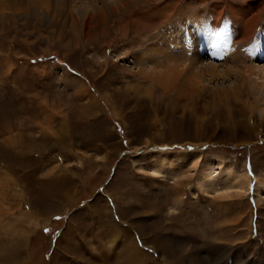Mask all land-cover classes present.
I'll use <instances>...</instances> for the list:
<instances>
[{
    "label": "rangeland",
    "instance_id": "rangeland-1",
    "mask_svg": "<svg viewBox=\"0 0 264 264\" xmlns=\"http://www.w3.org/2000/svg\"><path fill=\"white\" fill-rule=\"evenodd\" d=\"M170 2L168 22L128 29L125 39L112 16L102 25L93 15L103 0H0V209L10 213L0 218V264H264V200L253 192V177L264 178V80L245 82L260 88L254 96L233 88L237 71L213 50L209 34H220L208 22L196 28L201 58L183 67L165 56L153 63L148 40L155 32L160 47L173 22L210 15L213 4L226 7L229 24V5L257 3L261 26L264 0ZM159 72L193 87H177L188 93L178 99L163 91ZM217 94L227 100L216 104ZM181 151L194 163L175 175L152 172L151 155ZM226 170L249 178L246 193L202 195L199 178ZM132 243L139 262L126 257Z\"/></svg>",
    "mask_w": 264,
    "mask_h": 264
},
{
    "label": "bare ground",
    "instance_id": "bare-ground-1",
    "mask_svg": "<svg viewBox=\"0 0 264 264\" xmlns=\"http://www.w3.org/2000/svg\"><path fill=\"white\" fill-rule=\"evenodd\" d=\"M175 2L171 3L170 0H168L166 5L163 4L160 6H158V5L154 6V5H151L152 0H110V2L109 1L104 2V0H103V3L100 6H98V8H96L93 15L94 16L96 15L95 16L96 19L101 21V22H99V21L98 22L102 23V25H104V21L108 22V19L105 20L108 16H112L113 19H115L117 22L115 32L120 33L121 35H124L125 39L126 38L128 39V35H130V34L126 33L128 31V29H131V31L135 32V33H139V32L142 33L148 28H151V27H153V29L156 28L157 24H162L164 22L165 23L168 22L169 18L174 16V14H175L174 13L175 11L173 10V8L175 6H177V3H175ZM253 5L254 4L246 5V7H248L247 10L245 9V7H243V9H244L243 10V9H241V7L238 8L235 5H229L227 7V10L229 12L231 19L229 20V24L226 23L227 25L225 24V21H224V23L221 21V18L224 16L223 15L224 14V8H226V7L224 5H218V4L212 5L214 11H211L212 13H210V15L202 14L201 12H203V11H201V12L199 11V13L196 14L197 16L196 17L191 16L192 17L191 19L190 18H183V19L180 18L179 20L176 19L177 21L175 20L176 22H173L171 24V30H170V27H167V29H168L167 33L172 34L171 39L166 40L168 36H164L163 39H165L166 41H165V43H162V45L160 47L156 46L157 43L155 44V42L157 41V39H155L156 35H154L155 32L153 33V36L149 37L148 40H150L151 42H154V45H153L154 47L150 50L151 51V56L149 55L150 60L153 63L158 65V62H156L158 57H164L165 56V60H166V62L169 63V66H170V62L173 61L174 64H177L178 66H182V67H183L182 64L186 62V61H184L185 59L186 60L188 59L189 60L188 62H191V63L198 62L196 60L200 59L201 57L198 54L199 51H198V53L196 51V48H197L196 45H198V46L203 45L201 43L203 35L198 33L196 28L202 27L203 24H207V22H208V24H209L208 28L213 30L214 32H218V34H220L218 36H217V34H215L211 39L209 38V41L211 43L213 42V46H214L213 50H218L219 55L221 54V50H223L224 51V55L222 56L223 61H224L223 63H225V64L227 63L228 65L231 66V68H234V70L237 71L233 88L235 87V89L238 91L239 94H241V91H244L248 94V96H250V94L252 96H254L255 94H257V90L260 89L259 87H257L256 92H255V90L250 92L249 89L243 88V86H245V82H247V79L249 77H251V75H253V74H256V76H258V78H261L262 80H264V63L261 65L258 63L256 65L254 64V59H256V60L258 59L259 61H264V23H262L261 26L259 25L260 23H258V17L260 15L262 9H259V7H261V6L258 7L257 3L255 6H253ZM144 6H151V10L150 9H143L142 10V7H144ZM168 7H170L171 9H168ZM263 7H264V5H263ZM163 8L164 9L166 8L167 10H169V12L167 11L168 13L166 12V13L161 15V12L164 11ZM248 11H249V13H246ZM34 12H36V11H34ZM86 12L87 11H85V14H86ZM156 12H158L157 13V15H158L157 18L159 20L158 23L157 22L155 23L156 26H155V24L148 26V24H146L147 20L153 19L156 16ZM82 13H84V11ZM90 13H91V10H90ZM85 14H84V16H85ZM137 14H141V15L139 17H137ZM210 16H211V18H209ZM86 17H84V18H86V19L90 18L91 19L93 16L87 15ZM112 17H111V19H112ZM93 19H95V18H93ZM139 20H141V21H139ZM87 21L88 20L84 21L83 24L85 25ZM231 21H234L235 23H233ZM88 22L90 23V21H88ZM99 23H96L95 25L99 26ZM222 24H224L226 26H224ZM83 26H82V28H83ZM87 26H88V23L86 24V27ZM91 26H92V24H91ZM259 26H260V28H259V30H258L259 32H258L257 27H259ZM107 27H109V26H107ZM112 27L113 26H111L109 28H112ZM106 28L103 27L102 30L99 33H97V35L100 34L101 38L105 37L106 32H107ZM84 30L82 32H84ZM98 30H100V28H98ZM113 30H115V29H113ZM91 32H93V31H91ZM159 33L161 34V32H159ZM191 34H197V35L195 38H192ZM254 34H255V37H253ZM251 38H252V40H251ZM244 45H246V48L242 49V47H244ZM185 46H187V48L190 50V52H188V49L187 50L182 49ZM197 54H198V56H197ZM216 55H217V52L216 51L213 52V57ZM218 60H220V59H218ZM151 61L149 63H152ZM149 63H148V65H150ZM162 63H163V61H162ZM175 67L176 66H174V69H175ZM213 67H214V65L212 67L210 66V69L212 70ZM167 68H168V66H167ZM163 70L164 69H162V71ZM195 70H197V69H195ZM165 71H167V69ZM231 71L232 70L229 69L227 72L229 73ZM236 71H233V72L236 73ZM240 72H242V73H240ZM171 73H173V72H171ZM212 73H213V71H212ZM225 73H226V70L223 72V75H225ZM166 75H168V74H166V73L162 74L160 72H159V74H157V79H159V85H161V87H163V89H164L163 91L168 92V90H174L173 94H175L176 98H178V99L181 95L188 94L187 91L180 90L177 87H182V86H184V88H186V86L191 87L192 84L190 82H188L187 80H182L181 78H179L178 73H175L173 75V77H172L173 79L171 77H169V75L166 78L165 77ZM166 80H168V81L166 82ZM193 80H195L194 77H193ZM251 81L254 83V81L252 79H251ZM259 83H261V80ZM191 88H189V89H191ZM217 95H220V94H217ZM258 95L264 96V92H261V93L259 92ZM156 97H157V95H156ZM185 97H187L188 100L190 99L189 96H185ZM226 98H227L226 96L225 97L222 95L218 96L216 104H219L221 101L227 100ZM257 98H258V96H257ZM153 102L154 103H152L150 105L155 106V104H156L155 99L153 100ZM162 154H164V155H162ZM193 156H194V154L192 152H182V151L181 152H172V153L168 152V155H165V153H160V154L156 153V155H151L149 157L148 162L152 165V167H153L152 172H154V174L156 176L175 175V172L177 170H179V166L181 167V165L183 163H186L187 161L194 163V160H193L194 157ZM142 163H144V162H142ZM138 166H139V168H143V166L140 164ZM224 172H225V174H222L221 171L215 172V173H214V171H212V172L208 171V172L204 173L199 178V180L197 181V186L202 191L201 192L202 195H208V194H212V193L214 194V193L219 192L221 189H222V191H230V192L233 191L235 193L236 192H238V193L245 192L246 193L247 186L249 185V182L247 184V180L249 178L243 177L244 174H243V176L237 175V174L231 172V170H226ZM253 178H254L253 192L257 194V202L260 203L262 201V199L264 200V180H263L264 178L259 179V177H258V179H257L256 176ZM228 182H230V183H228ZM5 198H6L5 194H2V196H0V199H2V200H4ZM105 206H106L105 210H107L108 207H107V205H105ZM8 209H6L4 211V213H7L10 215V213L7 212ZM4 213L0 209V218H1V215ZM5 219H7V217ZM108 225H110L112 228L116 229L117 233H119V234L121 232H123L122 225L116 224L114 222V220L112 219V217H111V222ZM9 227H12V226H9ZM0 230H2V229H0ZM102 233H103V230H102ZM125 234H127V231ZM130 234H129V236H130ZM8 235H10V234H8ZM10 238H8L9 241H10ZM2 241L3 240L0 236V249L4 250V247L2 246ZM122 248L124 249V247H122ZM122 248H121V251H123ZM131 248H129L128 250H124V251H127V254L129 253L128 255H126V257H131L132 258L131 260L139 262L140 257H139L138 249H137L136 245L134 243H132ZM133 249H135L136 252H133ZM5 256H6L5 254L0 253V261ZM130 263L134 264L133 261L122 262L121 264H130Z\"/></svg>",
    "mask_w": 264,
    "mask_h": 264
},
{
    "label": "snow or ice",
    "instance_id": "snow-or-ice-1",
    "mask_svg": "<svg viewBox=\"0 0 264 264\" xmlns=\"http://www.w3.org/2000/svg\"><path fill=\"white\" fill-rule=\"evenodd\" d=\"M209 38H210V39L212 38V34H209ZM57 219H59V218L57 217Z\"/></svg>",
    "mask_w": 264,
    "mask_h": 264
}]
</instances>
